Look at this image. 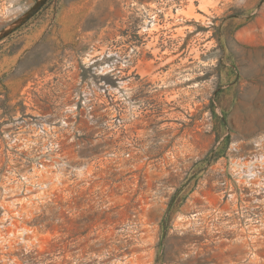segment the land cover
I'll return each instance as SVG.
<instances>
[{"label":"rangeland","instance_id":"374dc122","mask_svg":"<svg viewBox=\"0 0 264 264\" xmlns=\"http://www.w3.org/2000/svg\"><path fill=\"white\" fill-rule=\"evenodd\" d=\"M0 264H264V0H0Z\"/></svg>","mask_w":264,"mask_h":264},{"label":"built area","instance_id":"2783aa9c","mask_svg":"<svg viewBox=\"0 0 264 264\" xmlns=\"http://www.w3.org/2000/svg\"><path fill=\"white\" fill-rule=\"evenodd\" d=\"M93 60L94 59L90 60V62L84 61L85 67L91 65V75H87V79L84 81V83L74 91V104L67 106L68 110L66 111L75 115V111L79 107L82 110L83 115L85 117L88 116L90 120L93 121L94 107L99 102L105 107V109L110 110L108 112L110 113V115H107L105 119L102 120L101 124L105 128L109 129H126L127 126L132 123V121L128 116H124L123 113L120 112L119 106L117 104H113L115 98V96L113 95L116 93L113 91L112 85L106 83L104 79L107 76L111 79H119L118 76L122 71V68H120V59H116V63H105L102 67H99L98 70H94L92 68V66L95 65V63H93ZM115 83L119 84L116 81ZM117 86L121 87L119 85ZM62 122L63 124H65V126L68 125L69 121L66 120V116H64ZM35 126L37 132L40 135L49 138L48 141L50 148L58 150L59 142L56 140L57 132L54 129L55 125L49 122L38 121ZM64 162V160H56L54 161V166H63L65 164Z\"/></svg>","mask_w":264,"mask_h":264},{"label":"bare ground","instance_id":"6f19581e","mask_svg":"<svg viewBox=\"0 0 264 264\" xmlns=\"http://www.w3.org/2000/svg\"><path fill=\"white\" fill-rule=\"evenodd\" d=\"M151 15L153 17V22L150 24L151 25L150 27L145 28L146 31L154 29L155 25H156L155 24V17H156L157 14L153 12ZM118 54H119L118 52L112 53L110 50H106L102 46L99 47V48L93 47L91 49V51L89 53H87V55H86V57L84 59L87 62H90V60L94 59L93 63H95V65L92 66V68L94 70H98L99 67H102L105 63H108V62H115L116 63V59H120V68H122V71L120 72V75L118 76V78L120 79L123 74L124 75L125 74L128 75L131 72L132 69H131V66L129 65V62L131 61V58L129 57L128 60H124ZM113 56H115L116 59L112 58ZM101 58L103 60H101ZM105 58H107V59H105ZM125 69H127V70H125ZM249 173L251 174V176L254 174L252 172H249Z\"/></svg>","mask_w":264,"mask_h":264}]
</instances>
